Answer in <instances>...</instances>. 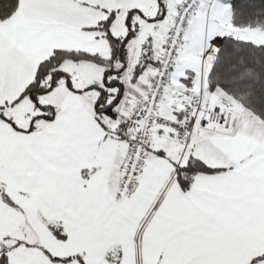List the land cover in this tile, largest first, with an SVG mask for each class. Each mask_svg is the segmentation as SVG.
I'll return each instance as SVG.
<instances>
[{"label": "snow or ice", "instance_id": "6c2138e0", "mask_svg": "<svg viewBox=\"0 0 264 264\" xmlns=\"http://www.w3.org/2000/svg\"><path fill=\"white\" fill-rule=\"evenodd\" d=\"M0 264H264V0H0Z\"/></svg>", "mask_w": 264, "mask_h": 264}]
</instances>
